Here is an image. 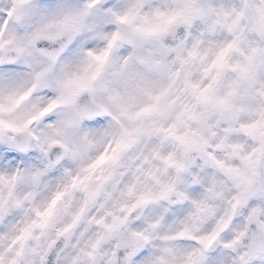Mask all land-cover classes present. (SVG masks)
Here are the masks:
<instances>
[{
	"label": "clouds",
	"instance_id": "9594fccd",
	"mask_svg": "<svg viewBox=\"0 0 264 264\" xmlns=\"http://www.w3.org/2000/svg\"><path fill=\"white\" fill-rule=\"evenodd\" d=\"M0 264H264V0H0Z\"/></svg>",
	"mask_w": 264,
	"mask_h": 264
},
{
	"label": "snow or ice",
	"instance_id": "6c2138e0",
	"mask_svg": "<svg viewBox=\"0 0 264 264\" xmlns=\"http://www.w3.org/2000/svg\"><path fill=\"white\" fill-rule=\"evenodd\" d=\"M22 10H23V4H22V2H21L20 5L18 6L17 11L22 12Z\"/></svg>",
	"mask_w": 264,
	"mask_h": 264
}]
</instances>
